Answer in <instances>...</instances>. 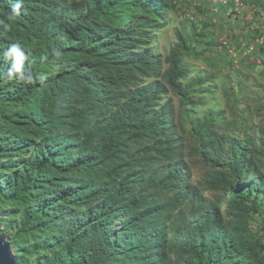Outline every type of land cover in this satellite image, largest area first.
<instances>
[{
    "label": "trees",
    "instance_id": "1",
    "mask_svg": "<svg viewBox=\"0 0 264 264\" xmlns=\"http://www.w3.org/2000/svg\"><path fill=\"white\" fill-rule=\"evenodd\" d=\"M168 7L0 0V232L23 257L264 264V221L250 232L264 213V129L234 141L207 120L188 145L162 102L193 105L183 58L202 54L182 37L164 59L150 53ZM187 158L208 168L197 184Z\"/></svg>",
    "mask_w": 264,
    "mask_h": 264
},
{
    "label": "rangeland",
    "instance_id": "2",
    "mask_svg": "<svg viewBox=\"0 0 264 264\" xmlns=\"http://www.w3.org/2000/svg\"><path fill=\"white\" fill-rule=\"evenodd\" d=\"M165 3L168 11L158 22L161 28L151 34L147 47L150 53L164 59L182 37L202 54V58L192 54L183 58L187 76L181 82L193 105H182V97L172 92L162 102L170 103L188 145L198 146L194 134L207 120L214 130L231 140L260 139L264 129V0H165ZM166 68L164 64L163 69ZM187 161L191 182L197 184L208 168L197 158ZM212 195L205 193L208 198ZM263 221L264 213L252 216V236H261ZM12 251L25 264H36L35 257H23L14 245Z\"/></svg>",
    "mask_w": 264,
    "mask_h": 264
},
{
    "label": "water",
    "instance_id": "3",
    "mask_svg": "<svg viewBox=\"0 0 264 264\" xmlns=\"http://www.w3.org/2000/svg\"><path fill=\"white\" fill-rule=\"evenodd\" d=\"M12 248V242L0 232V264H19Z\"/></svg>",
    "mask_w": 264,
    "mask_h": 264
}]
</instances>
